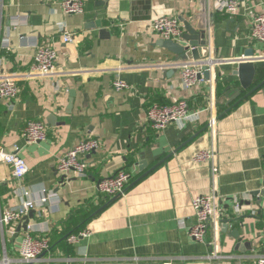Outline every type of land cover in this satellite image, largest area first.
<instances>
[{
  "label": "crops",
  "instance_id": "1",
  "mask_svg": "<svg viewBox=\"0 0 264 264\" xmlns=\"http://www.w3.org/2000/svg\"><path fill=\"white\" fill-rule=\"evenodd\" d=\"M238 1L239 12L231 16L217 12L212 0L210 80L188 91L176 57L159 45L163 39L151 30V21L158 16L191 21L198 0H84L78 15L64 14L59 2L0 0V77L30 72L39 45L57 54L54 77L18 78L17 99L0 101V149L18 148L28 166L17 182L11 166L0 164V213L29 200L21 187L37 201L28 231L19 228L22 220L0 228V259L22 264L19 246L28 233L50 240L49 251L33 264H254L264 256V197L253 196L264 191V85L242 99L248 91L238 93L233 76L248 59L256 67L250 90L264 82V60L258 59L264 44L251 38L264 0ZM65 31L75 34L74 43L63 42ZM250 51L253 57H246ZM187 62L194 60L178 63ZM117 79L129 89L116 91ZM179 100L202 111L199 118L155 131L146 119L148 108ZM211 116L217 118L214 130L208 127ZM32 121L46 125V141L26 142L23 131ZM89 138L101 146L83 157L86 176L60 174L59 159ZM211 149L214 165L194 161ZM123 170L132 174L124 194L98 191L101 180ZM42 191L48 194L44 203ZM212 194L225 214L218 232L220 259H208L211 229L205 243L189 234L197 222L193 200ZM235 199L242 209H235ZM89 214L91 220L83 221ZM72 219L79 220L75 228L67 225ZM81 226L89 236L69 243Z\"/></svg>",
  "mask_w": 264,
  "mask_h": 264
},
{
  "label": "built area",
  "instance_id": "2",
  "mask_svg": "<svg viewBox=\"0 0 264 264\" xmlns=\"http://www.w3.org/2000/svg\"><path fill=\"white\" fill-rule=\"evenodd\" d=\"M48 2H59L66 15H78L84 12V0H46ZM240 3L238 0H215V10L220 13L235 16L239 12ZM2 15V6H0V18ZM151 30L159 35L163 40L181 42L184 35V28L177 18L169 16H158L151 21ZM251 38L256 42L264 44V11L255 15L252 23ZM64 43H74L75 34L65 31L62 35ZM8 42V41H7ZM259 60H264V56H259ZM244 60V59H243ZM57 54L50 46L39 45L34 55L32 70L20 77L3 76L0 77V101H11L17 99L20 88L17 85L19 79L52 78L57 74ZM180 71V80L185 90L194 89L202 79V68L206 66L210 71L213 67L211 60H202L198 62L176 63ZM19 78V79H18ZM116 91L129 89V85L121 80L113 83ZM212 105V102H210ZM202 111H191L187 100H179L171 105L153 104L146 112V119L151 127L162 132L168 126L175 123H186L197 120ZM217 118L211 116L208 121V127L212 130L216 128ZM23 137L28 144H35L47 140V127L43 122H29L23 131ZM101 144L97 139L89 138L81 140L76 146L70 149L62 158L59 159L57 170L60 174L75 173L79 177L86 176V165L83 157L98 150ZM216 160L215 150L199 152L195 157L196 163H207L214 165ZM0 164L11 166L12 175L17 182H22L28 173V166L19 156L17 148L13 153H7L0 149ZM132 174L125 170L118 172L115 176L103 179L98 183V191L107 196H117L124 194L127 186L130 184ZM22 196L29 198L22 203V206L16 209H7L0 213V228H11L14 224L21 221L22 218L37 206V201L30 199V193L24 187L19 190ZM40 202L47 201L48 194L45 191L40 193ZM51 195V194H50ZM235 209H242L238 199L234 200ZM192 209L197 222L193 225L189 234L190 237L200 243H205L209 230L213 231V240L210 243L213 252L208 255V259H220L218 255V232L220 224L225 216L222 208V201L215 195L200 196L193 200ZM89 236V231L84 230L77 235L68 238V242L76 244L80 238ZM50 249V240L48 237H33L29 233L24 236L19 246V260L22 264H33L39 262L43 255ZM1 264H11V260L4 256L0 260ZM170 264V263H167ZM254 264H264V256H260Z\"/></svg>",
  "mask_w": 264,
  "mask_h": 264
},
{
  "label": "water",
  "instance_id": "3",
  "mask_svg": "<svg viewBox=\"0 0 264 264\" xmlns=\"http://www.w3.org/2000/svg\"><path fill=\"white\" fill-rule=\"evenodd\" d=\"M212 5V0H198L197 9L191 21L185 20L184 18L180 19L184 28L182 43L171 40L160 41L159 45L176 57L175 63H178L180 60L187 61L190 58L195 62L208 59L210 50L208 48L207 33L212 22ZM192 22H194L195 25H193ZM98 27H100V24H98ZM100 33L103 36L109 37V33L106 30H101ZM253 55L254 53L250 51L246 54V57H253ZM202 71L203 76L199 75V79L210 80V71L208 68L204 66ZM233 76L237 77L239 80L240 89L237 90L238 93L241 92V89L243 92L248 91L242 99L253 94L264 85V82H262L260 85L250 90L256 76V67L252 60H241L237 65V69L233 72ZM70 94L71 97L74 96L73 92ZM253 196L259 197L261 201L262 197H264V191L255 192ZM35 215L36 211L31 210L27 216L23 217L19 228L28 231L30 221L34 219ZM225 224L227 227L228 223ZM235 235H237V232H235Z\"/></svg>",
  "mask_w": 264,
  "mask_h": 264
},
{
  "label": "trees",
  "instance_id": "4",
  "mask_svg": "<svg viewBox=\"0 0 264 264\" xmlns=\"http://www.w3.org/2000/svg\"><path fill=\"white\" fill-rule=\"evenodd\" d=\"M217 95H218V97H220V96H222L223 95V91H221L220 93L219 92H217ZM202 99H203V101H204V98L202 97ZM202 99H199L198 101H199V103H202ZM91 214H89V215H86L84 218H82V220L83 221H85V222H89L90 220H91ZM74 219H72L70 222H68V227L69 228H75V227H77V224H78V222H79V220H76V222H75V220L73 221ZM82 228H83V226H81L80 228H78L77 230H75L72 234H71V236L72 235H75V234H78L79 232H80V230H82Z\"/></svg>",
  "mask_w": 264,
  "mask_h": 264
},
{
  "label": "rangeland",
  "instance_id": "5",
  "mask_svg": "<svg viewBox=\"0 0 264 264\" xmlns=\"http://www.w3.org/2000/svg\"><path fill=\"white\" fill-rule=\"evenodd\" d=\"M0 260H2V259H0Z\"/></svg>",
  "mask_w": 264,
  "mask_h": 264
}]
</instances>
